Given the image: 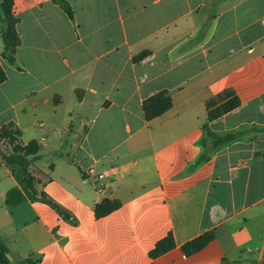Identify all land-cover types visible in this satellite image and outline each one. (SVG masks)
<instances>
[{
	"label": "crops",
	"instance_id": "1",
	"mask_svg": "<svg viewBox=\"0 0 264 264\" xmlns=\"http://www.w3.org/2000/svg\"><path fill=\"white\" fill-rule=\"evenodd\" d=\"M67 1L73 19L13 0L14 64L0 39V131L37 146L33 191L0 136L6 264H264V0ZM229 90L241 106L209 121ZM161 92L172 106L149 119ZM205 125L236 139L205 147Z\"/></svg>",
	"mask_w": 264,
	"mask_h": 264
},
{
	"label": "trees",
	"instance_id": "2",
	"mask_svg": "<svg viewBox=\"0 0 264 264\" xmlns=\"http://www.w3.org/2000/svg\"><path fill=\"white\" fill-rule=\"evenodd\" d=\"M60 7L65 11L70 19L74 18V12L70 6V3L67 0H54ZM11 7L6 4V2L0 3V18L3 22L6 23L7 29L2 30L0 33V39H3V42L6 47V51L4 53V58L7 59L10 63H15V56L17 52V48L21 45V39L17 32V24L19 20L11 15ZM13 23V26L10 25ZM149 55V52H144L141 55L134 58V62H140L145 59ZM7 80V75L3 68L0 65V85L3 84ZM223 103V104H221ZM222 105V106H221ZM172 106L171 97L167 92H161L149 100L145 102L144 108L147 115V118L151 119L157 116H160L164 112H166ZM241 106V101L235 95V93L231 90L220 94L209 102V121H214L219 117L239 108ZM14 125H10L5 127L0 131L5 132V135H2L6 138L11 145L14 146V151L10 154H4L3 161L6 165H19L23 168L25 172V184L29 189L33 188L32 177L29 173V167L31 162L29 160V156L36 154L37 146L35 147H25L23 146L19 139L22 135L20 130L14 129ZM205 130L207 133V139L203 141L205 147L211 146L213 148L219 147L221 145L232 142L236 139L235 134H226V135H218L216 133L211 132L208 129V125H205ZM215 238V232L210 231L206 232L203 235L187 242L183 245L182 250L186 256H192L193 254L201 251L205 248L212 240ZM175 247L174 238L172 235H169L166 239H164L161 243H159L158 250L154 251L151 254L152 258H158L168 252L169 250ZM2 248V247H1ZM4 249H2L0 253V263L6 264V259L4 258Z\"/></svg>",
	"mask_w": 264,
	"mask_h": 264
},
{
	"label": "rangeland",
	"instance_id": "3",
	"mask_svg": "<svg viewBox=\"0 0 264 264\" xmlns=\"http://www.w3.org/2000/svg\"><path fill=\"white\" fill-rule=\"evenodd\" d=\"M3 1L6 2V4H7L8 6H10L11 4H13V0H0V3L3 2ZM10 25L13 26V23H10ZM5 29H7L6 26L4 27L3 30H5ZM221 104H223V103H221ZM221 106H222V105H221ZM7 130H9V129L7 128L6 130H4V132H2V134L0 133V136L2 137V135H5V132H6Z\"/></svg>",
	"mask_w": 264,
	"mask_h": 264
},
{
	"label": "built area",
	"instance_id": "4",
	"mask_svg": "<svg viewBox=\"0 0 264 264\" xmlns=\"http://www.w3.org/2000/svg\"><path fill=\"white\" fill-rule=\"evenodd\" d=\"M101 177H103V176H101Z\"/></svg>",
	"mask_w": 264,
	"mask_h": 264
}]
</instances>
